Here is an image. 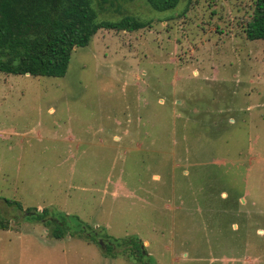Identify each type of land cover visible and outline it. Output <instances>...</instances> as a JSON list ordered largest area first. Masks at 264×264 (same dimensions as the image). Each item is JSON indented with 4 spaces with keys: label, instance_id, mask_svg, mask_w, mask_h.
Wrapping results in <instances>:
<instances>
[{
    "label": "rangeland",
    "instance_id": "rangeland-1",
    "mask_svg": "<svg viewBox=\"0 0 264 264\" xmlns=\"http://www.w3.org/2000/svg\"><path fill=\"white\" fill-rule=\"evenodd\" d=\"M106 7L100 20L151 24L98 31L62 78L0 73V264H137L53 240L4 199L137 236L152 264H264V40L243 34L250 1Z\"/></svg>",
    "mask_w": 264,
    "mask_h": 264
},
{
    "label": "trees",
    "instance_id": "trees-1",
    "mask_svg": "<svg viewBox=\"0 0 264 264\" xmlns=\"http://www.w3.org/2000/svg\"><path fill=\"white\" fill-rule=\"evenodd\" d=\"M113 1L0 0V73L62 78L74 50L87 47L98 31L134 32L151 24L130 15L114 21L100 20L99 11H108L106 6L111 8ZM249 1L248 17L243 19L244 22L241 20L243 34L248 41L264 40V0ZM145 2L153 11L167 12L174 10L179 0ZM4 202L21 212L28 223L45 228L53 240L70 236L88 244L102 242L104 257L114 259L121 255L137 264H152L137 236L114 238L103 228L93 229L77 215H67L51 208L23 210L18 201L4 199ZM8 227L9 221L0 216V229L6 231Z\"/></svg>",
    "mask_w": 264,
    "mask_h": 264
}]
</instances>
